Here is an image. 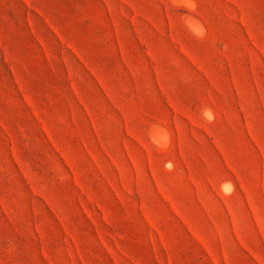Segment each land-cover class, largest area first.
Segmentation results:
<instances>
[{
	"label": "rangeland",
	"instance_id": "obj_1",
	"mask_svg": "<svg viewBox=\"0 0 264 264\" xmlns=\"http://www.w3.org/2000/svg\"><path fill=\"white\" fill-rule=\"evenodd\" d=\"M0 264H264V0H0Z\"/></svg>",
	"mask_w": 264,
	"mask_h": 264
}]
</instances>
